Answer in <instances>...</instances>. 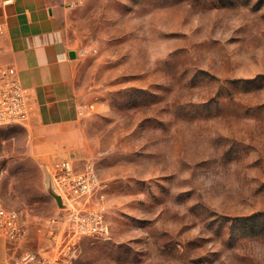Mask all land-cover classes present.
Returning <instances> with one entry per match:
<instances>
[{"label":"rangeland","instance_id":"rangeland-1","mask_svg":"<svg viewBox=\"0 0 264 264\" xmlns=\"http://www.w3.org/2000/svg\"><path fill=\"white\" fill-rule=\"evenodd\" d=\"M55 7L80 113L0 128L1 200L30 224L2 264L67 237L47 190L60 159L94 166L89 204L109 227L81 237L71 264H264V0Z\"/></svg>","mask_w":264,"mask_h":264},{"label":"crops","instance_id":"crops-1","mask_svg":"<svg viewBox=\"0 0 264 264\" xmlns=\"http://www.w3.org/2000/svg\"><path fill=\"white\" fill-rule=\"evenodd\" d=\"M55 0H0V66L13 67L29 97V120L47 127L74 122L80 113L75 75L78 57L62 34ZM4 247V248H2ZM1 244L0 264L6 254ZM7 264V263H6Z\"/></svg>","mask_w":264,"mask_h":264},{"label":"built area","instance_id":"built-area-1","mask_svg":"<svg viewBox=\"0 0 264 264\" xmlns=\"http://www.w3.org/2000/svg\"><path fill=\"white\" fill-rule=\"evenodd\" d=\"M10 3L13 0H3ZM7 30V23L0 22V35ZM29 97L13 67L0 66V128L23 123L29 119ZM52 182L65 203L63 215L68 234L60 241L56 234L54 245L43 253L26 251L7 264H71L77 241L83 236L108 238L109 227L101 205L92 207L89 200L97 188L95 168L88 163L78 170L69 159L53 161L47 166ZM58 221V220H57ZM29 221L23 213L5 207L0 195V239L18 247L28 236ZM6 246V245H5Z\"/></svg>","mask_w":264,"mask_h":264},{"label":"water","instance_id":"water-1","mask_svg":"<svg viewBox=\"0 0 264 264\" xmlns=\"http://www.w3.org/2000/svg\"><path fill=\"white\" fill-rule=\"evenodd\" d=\"M69 54H70L71 58H75L76 57V52L73 49L70 50ZM47 172L49 174V183L47 185V190L54 197V199L56 200L57 204L59 206H61V207H64L65 203L63 201V198L60 195V193L58 192V190L55 188V186H54V184L52 182V179H51L50 172H49L48 168H47Z\"/></svg>","mask_w":264,"mask_h":264}]
</instances>
